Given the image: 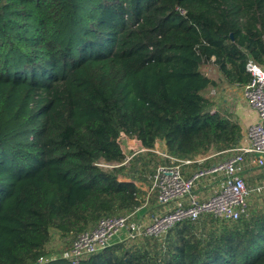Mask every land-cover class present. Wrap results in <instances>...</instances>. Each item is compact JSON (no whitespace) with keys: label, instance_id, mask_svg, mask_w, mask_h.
I'll list each match as a JSON object with an SVG mask.
<instances>
[{"label":"trees","instance_id":"1","mask_svg":"<svg viewBox=\"0 0 264 264\" xmlns=\"http://www.w3.org/2000/svg\"><path fill=\"white\" fill-rule=\"evenodd\" d=\"M249 58L264 67V0H0V264H264L255 200L236 220L203 214L77 263L46 259L54 235L142 205L138 163L157 140L206 158L194 166L236 148L242 127L203 67L243 86ZM122 133L145 152L128 159Z\"/></svg>","mask_w":264,"mask_h":264},{"label":"built area","instance_id":"2","mask_svg":"<svg viewBox=\"0 0 264 264\" xmlns=\"http://www.w3.org/2000/svg\"><path fill=\"white\" fill-rule=\"evenodd\" d=\"M246 69L251 78L240 87L258 119L248 127L238 146L208 165L194 166L206 158L179 159L165 154L168 161L156 166L142 205L101 218L94 227L71 236L67 258L77 263L116 242L162 237L175 224L203 214L236 220L248 211L253 197L264 201V177L250 180V173L264 166V67L249 58ZM99 164L116 165L103 161ZM150 199L155 200L154 205H150Z\"/></svg>","mask_w":264,"mask_h":264},{"label":"rangeland","instance_id":"3","mask_svg":"<svg viewBox=\"0 0 264 264\" xmlns=\"http://www.w3.org/2000/svg\"><path fill=\"white\" fill-rule=\"evenodd\" d=\"M204 72L208 75L212 76L213 78L217 79L218 84L216 86L210 87L208 90V94L212 95L215 104L220 106V109L225 112L226 114L232 116L234 119H237L238 117V111L242 108H246L247 101L243 97V90L242 87L238 85H232L228 84L224 78L220 75V72L218 71L216 65H214L212 62L207 63L203 67ZM227 91V93H226ZM225 92L224 96H227L228 98L223 101V93ZM249 107V106H248ZM120 143L124 149V152L127 155V158L130 159L134 155L143 154L145 151H142V145L140 143V140L134 137H129L125 133H122L120 136ZM168 154V153H167ZM167 156L161 153H157V157L148 165H144L143 163H138V172L142 176H145V179H142L145 188L148 189L150 179L152 177V174L156 168V166L164 161H166ZM222 159L221 157L217 158L216 160ZM143 171V172H142ZM250 180L260 179L264 177V166L255 169L250 173ZM145 190V189H144ZM146 191V190H145ZM256 202H262L260 200L259 196L253 197V201ZM155 200L150 199V205H154ZM72 237L68 235L67 237H61L59 235H54L50 244L48 245V255L46 259L55 258L58 256H64L67 257L70 249V243H71ZM135 241H127V243L132 244L136 243ZM147 245L148 248H153L155 241L152 239L149 241H145V243L142 245ZM45 260H40V263L44 262Z\"/></svg>","mask_w":264,"mask_h":264},{"label":"crops","instance_id":"4","mask_svg":"<svg viewBox=\"0 0 264 264\" xmlns=\"http://www.w3.org/2000/svg\"><path fill=\"white\" fill-rule=\"evenodd\" d=\"M229 84V83H228ZM226 93H227V91H226ZM225 95V92L223 93V101H225V99H227L228 97L227 96H224ZM248 104V103H247ZM249 106V105H248ZM247 105H246V108L244 107V108H242V109H240L239 111H238V117H237V119H235V120H237L238 122H239V124L241 125V127H242V132H243V136H242V138L241 139H243V137H244V135H245V133H246V131H247V129H248V127L252 124V123H254V122H256L257 121V119H258V115H257V112L254 110V109H252L250 106L248 107ZM215 107L216 108H218V109H220V106H218L217 104L215 105ZM221 110V109H220ZM222 111V110H221ZM242 141V140H241ZM140 143H141V141H140ZM141 145H142V143H141ZM143 146V145H142ZM123 148V147H122ZM124 150V149H123ZM154 151L156 152V153H161V154H167L168 153V145H167V142H166V140H157L156 141V144H155V149H154ZM192 167H194V166H192ZM256 180V179H255ZM255 180H251V181H255ZM136 183L141 187V188H143V189H145L146 190V188H145V186L146 185H144V184H142L143 183V181H136ZM140 212H138V214H139Z\"/></svg>","mask_w":264,"mask_h":264}]
</instances>
